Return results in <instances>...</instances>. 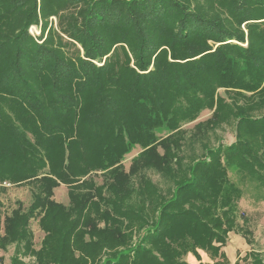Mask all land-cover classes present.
<instances>
[{
  "label": "trees",
  "instance_id": "16d2710c",
  "mask_svg": "<svg viewBox=\"0 0 264 264\" xmlns=\"http://www.w3.org/2000/svg\"><path fill=\"white\" fill-rule=\"evenodd\" d=\"M228 123L233 142L210 144ZM229 167L264 186V0H0V191L35 186L26 209L2 215L0 199L10 264H188L197 249L229 264L228 234H248Z\"/></svg>",
  "mask_w": 264,
  "mask_h": 264
},
{
  "label": "rangeland",
  "instance_id": "374dc122",
  "mask_svg": "<svg viewBox=\"0 0 264 264\" xmlns=\"http://www.w3.org/2000/svg\"><path fill=\"white\" fill-rule=\"evenodd\" d=\"M48 21L55 26L57 19L55 16H51ZM28 30L33 36L39 34V26L31 25ZM219 92L223 94L222 89L219 90ZM210 114L211 112L209 110H203L196 120L184 124L182 127L186 130V137L187 132L191 131L196 122L203 121L208 118ZM167 133L168 130L164 127L156 130L157 136H164ZM209 137L210 144H216L217 142L230 144L234 140V125L232 123L224 124L222 127L216 128L213 132H210ZM139 151V147H133L129 153L124 155L122 165L126 171L129 168L131 159L136 156ZM183 153L186 157L187 155H192L191 153L199 154L200 146L197 143L187 145V142H185ZM143 172L155 183L163 185L162 178L154 171L145 170ZM228 176L230 181L242 190V196L237 202L236 208L237 224L242 230H246L248 234L244 236L243 233L230 232V236H228L227 239L229 245H226L225 251L235 264H242L244 261L243 257L250 252L259 253L261 257L264 256V186L254 175H243L236 167L228 168ZM91 177L97 184H101L103 174L101 172H96L91 174ZM2 186L5 188L4 191H0L2 215L10 213L12 209L17 207L18 203L26 209L32 202V194L35 191L34 184L9 185L4 183ZM53 199L65 205L68 204L66 185L60 183L54 189ZM30 229L33 233L34 248L38 249L43 237V232L39 229L36 218L31 219ZM229 237H231V239H229ZM238 241L242 245H240ZM13 252L14 245H9L4 250L0 249V257L2 258L1 264H10ZM24 259L27 261L31 258L25 257Z\"/></svg>",
  "mask_w": 264,
  "mask_h": 264
},
{
  "label": "crops",
  "instance_id": "0c3cea01",
  "mask_svg": "<svg viewBox=\"0 0 264 264\" xmlns=\"http://www.w3.org/2000/svg\"><path fill=\"white\" fill-rule=\"evenodd\" d=\"M228 236H230V234H229ZM229 239H231V237H229ZM238 243H239L240 245H242L239 241H238ZM226 245H227V246L229 245L228 242H227ZM225 247H226V246H224V247L222 248V250L224 251L225 255L227 256V259H228L229 264H235L234 261H232V260L229 258V256L227 255V253H226V251H225ZM197 252H198V254H199V256H200V260H197V258H196L195 256H193L191 253L186 254V255L184 256L183 259H184L188 264H213L214 260L210 259L204 251H202V250H200V249H197ZM245 255H246V254H245Z\"/></svg>",
  "mask_w": 264,
  "mask_h": 264
}]
</instances>
